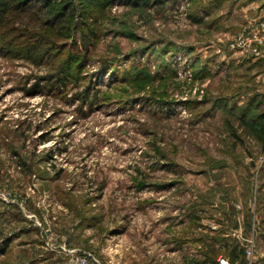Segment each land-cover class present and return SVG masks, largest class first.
Returning <instances> with one entry per match:
<instances>
[{"label":"rangeland","instance_id":"374dc122","mask_svg":"<svg viewBox=\"0 0 264 264\" xmlns=\"http://www.w3.org/2000/svg\"><path fill=\"white\" fill-rule=\"evenodd\" d=\"M72 1L88 16L52 31L35 0L2 29L0 264H191L217 228L264 264V152L240 119L264 111V0Z\"/></svg>","mask_w":264,"mask_h":264},{"label":"trees","instance_id":"16d2710c","mask_svg":"<svg viewBox=\"0 0 264 264\" xmlns=\"http://www.w3.org/2000/svg\"><path fill=\"white\" fill-rule=\"evenodd\" d=\"M35 0H0V50L3 48L4 50H8L11 52L12 50V38H5L6 32L2 29L5 28V24L8 21V18L10 15H13L14 13H28L32 12L31 10L34 9L35 5H31ZM41 3L40 9L38 11L34 12L36 13L35 16L38 18V20L42 17L41 13L44 11V19L45 21H48V26L50 27V30H55L58 25L59 27L62 26V24H67L70 22L76 13H79L81 17H87V11L85 9L80 10L79 12L76 10L75 2L72 0H63L62 6H59L57 9H54L53 5L58 0H39ZM62 1V0H59ZM92 2L93 0H89ZM103 5H105V2L103 0H99ZM145 3H148L149 0H142ZM100 5V4H99ZM44 8V9H43ZM39 13V14H38ZM45 35L43 32H39L37 35H35L32 38H36V40H39V38H42ZM74 38H77L74 37ZM81 41H83V47L84 50L88 52L87 48L89 47L87 44V39L84 34H82ZM46 40V39H45ZM47 45L49 47L56 46L57 43L51 41V39H47ZM40 46V45H39ZM38 46V47H39ZM37 46L35 49H32L31 47H28L26 49L27 54L31 53L32 51L37 50ZM45 51L47 54L49 53V49ZM47 56V55H46ZM76 59H78L77 56H70L69 60L70 62L63 61L60 68L53 73L52 78H56V81L62 83L63 85H66V77L68 74H70V63H75ZM50 78V77H49ZM219 99V98H218ZM217 100V99H216ZM260 108V104L256 107L258 109ZM243 124L250 130V132L256 137V139L261 143L262 145V151L264 152V111L260 113L257 117H253L250 120L246 119V115H242L240 117ZM8 246L7 243L4 244V248ZM215 245L213 244V249L205 254L204 260L202 261H192L191 264H216L215 259L212 257L213 254H218V250L215 249ZM229 246L225 245L222 249V252L228 251V255L230 260H232V263L238 262V264H246L244 258H241V254L243 253L242 250H239L238 248L234 247V249L229 250Z\"/></svg>","mask_w":264,"mask_h":264},{"label":"built area","instance_id":"2783aa9c","mask_svg":"<svg viewBox=\"0 0 264 264\" xmlns=\"http://www.w3.org/2000/svg\"><path fill=\"white\" fill-rule=\"evenodd\" d=\"M264 31V30H263ZM251 37H245L241 36L239 37L232 45L231 48L232 50L240 51L242 53L246 54H252L255 57L259 58L261 55L258 53L257 49H254L252 46L255 45L256 40L252 42L250 39ZM252 38H257L259 39L258 42L260 44H264V35L260 36H254ZM248 242L249 247L246 249V259L247 263L246 264H255L256 262L254 261L255 258V252H254V246L251 240H245ZM65 250V249H64ZM64 254L68 256L71 260H75V264H89V259L86 258L85 256L79 255L76 253L75 250H65ZM220 264H229L225 260L219 259Z\"/></svg>","mask_w":264,"mask_h":264},{"label":"crops","instance_id":"0c3cea01","mask_svg":"<svg viewBox=\"0 0 264 264\" xmlns=\"http://www.w3.org/2000/svg\"><path fill=\"white\" fill-rule=\"evenodd\" d=\"M221 232V234H222V238H219L218 237V233H220ZM215 235H217V237L216 236H214V237H212L211 239L212 240H214L215 241V245L216 246H221V248H224V246L225 245H228L227 243H226V241L227 240H225V239H223V236H224V232L222 231V230H218V228L216 229V232H215ZM216 238V239H215ZM219 243V244H218ZM203 259H204V257H203ZM198 261V260H197Z\"/></svg>","mask_w":264,"mask_h":264}]
</instances>
